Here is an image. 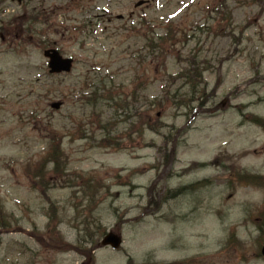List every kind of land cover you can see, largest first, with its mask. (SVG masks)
Returning <instances> with one entry per match:
<instances>
[{"label": "rangeland", "instance_id": "374dc122", "mask_svg": "<svg viewBox=\"0 0 264 264\" xmlns=\"http://www.w3.org/2000/svg\"><path fill=\"white\" fill-rule=\"evenodd\" d=\"M137 1L2 4L0 264H90L89 242L113 229L122 246L98 248L93 264H264V181L241 184L232 172L264 177V126L252 120L264 117V0ZM26 4L40 5L44 22L22 43ZM143 17L151 34H175L159 62L166 71L138 35ZM44 47L73 57L72 70L49 74ZM191 62L203 70L193 86L176 77ZM93 91L119 93L122 107ZM156 118L164 126L151 131L145 122ZM53 130L69 173L45 188L28 173ZM194 161L202 166L183 171ZM190 183L195 190L173 197Z\"/></svg>", "mask_w": 264, "mask_h": 264}, {"label": "trees", "instance_id": "16d2710c", "mask_svg": "<svg viewBox=\"0 0 264 264\" xmlns=\"http://www.w3.org/2000/svg\"><path fill=\"white\" fill-rule=\"evenodd\" d=\"M32 12H35V11L32 10ZM172 40H173V36H171V34L167 33V35L157 36L156 39L153 37L149 38L148 39V46H150L151 48H157L159 54L163 53V52L165 53L166 49H164L165 48L164 45L169 43V41H172ZM173 43H172V45H173ZM156 57H158V56H156ZM156 57H154V59H156ZM201 74H202L201 71L196 67V65L193 62H191L189 67L187 69H185V71L183 73L178 74V77L185 78L186 79L185 81L187 83H189L190 86H193V85H195L196 78H197V80L201 79ZM165 93L167 94L168 90H166ZM104 100L111 101V104L116 109H119L122 107V105H120V103H119L120 100H115V97H110L109 99H104ZM182 102H183V99H182ZM159 107L161 110L165 109L164 106L160 105ZM252 120L255 121L256 123L260 124V125H264L263 119L252 118ZM145 123L148 125V127L150 129H152L154 131H158V129L161 126H163L162 122L157 118L154 120H151L150 122L146 121ZM53 134L56 136L57 133L54 132ZM66 160H67V158H66V155L64 154V152L60 146V142H58V143L53 142L49 147V151H48L45 159L43 161H41L37 165L36 169L32 172V178L33 179L37 178L38 184H40L43 187H46L48 180L51 177H48L45 175L50 174L52 177H54L53 176V174H54V175H58L57 177H54V178H58V179L62 178L64 168H65L66 163H67ZM47 164H50V166H51L50 171L46 170ZM80 178L83 180L84 183L89 182V179H86L83 177H80ZM234 179L238 182L242 181V182H246V183L247 182L251 183V182H253V180H256L257 177L240 174L238 172H234ZM258 227H259V225H258ZM259 233H260V235H263L264 234V228L259 227ZM95 245H96V242L92 243V246H95Z\"/></svg>", "mask_w": 264, "mask_h": 264}, {"label": "water", "instance_id": "95a60500", "mask_svg": "<svg viewBox=\"0 0 264 264\" xmlns=\"http://www.w3.org/2000/svg\"><path fill=\"white\" fill-rule=\"evenodd\" d=\"M45 56L49 58L50 72L69 71L71 68L72 60L70 58H62L56 50H46ZM54 108L60 106V102L52 103ZM121 239L113 233H108L102 240L103 245H111L113 248H117L120 245ZM264 255V246L261 249Z\"/></svg>", "mask_w": 264, "mask_h": 264}, {"label": "bare ground", "instance_id": "6f19581e", "mask_svg": "<svg viewBox=\"0 0 264 264\" xmlns=\"http://www.w3.org/2000/svg\"><path fill=\"white\" fill-rule=\"evenodd\" d=\"M55 140V139H54ZM232 171H233V169H232ZM233 176H234V174H233Z\"/></svg>", "mask_w": 264, "mask_h": 264}]
</instances>
